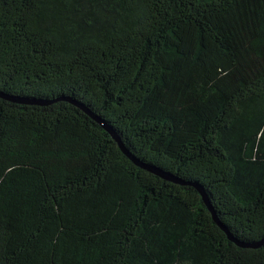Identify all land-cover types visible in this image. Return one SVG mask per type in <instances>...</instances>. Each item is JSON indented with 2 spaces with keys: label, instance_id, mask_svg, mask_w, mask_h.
Segmentation results:
<instances>
[{
  "label": "trees",
  "instance_id": "1",
  "mask_svg": "<svg viewBox=\"0 0 264 264\" xmlns=\"http://www.w3.org/2000/svg\"><path fill=\"white\" fill-rule=\"evenodd\" d=\"M0 92V264H264V0H0Z\"/></svg>",
  "mask_w": 264,
  "mask_h": 264
},
{
  "label": "water",
  "instance_id": "2",
  "mask_svg": "<svg viewBox=\"0 0 264 264\" xmlns=\"http://www.w3.org/2000/svg\"><path fill=\"white\" fill-rule=\"evenodd\" d=\"M0 97H3L5 99H8V100H12V101H27V100H24V99H17L16 97H13V96H10V95H7L5 93H2L0 92ZM35 103V101H33ZM90 113V112H88ZM91 115H93L92 113H90ZM94 117V116H93ZM96 118L107 130H110L109 127L103 122L101 121L99 118L97 117H94ZM111 131V130H110ZM114 137L115 139L118 141L119 143V146L120 148L122 149V151L124 153H126L133 161L134 163H136L138 166H141L142 168L144 169H147L157 175H160L161 177L169 180V181H172V182H175V183H183L182 180L178 179L177 177L173 176L172 174L166 172L165 170L161 169V168H158L156 166H152V165H149V164H146V163H143L142 161L138 160L136 157H134L127 149L126 147L123 145V143L118 139V137L114 134ZM198 190L200 191V193L202 194L205 202L207 203L209 209L212 211V214H213V217H214V220L216 221V223L228 234L229 238L236 242L238 245L240 246H248L250 244L248 243H245V242H242L238 239H236L230 232L229 230L226 228V226L217 218V216L215 215V212L213 211L208 199H207V196L206 194L204 193V191L202 190L201 187L197 186ZM255 246H257V244H255Z\"/></svg>",
  "mask_w": 264,
  "mask_h": 264
}]
</instances>
